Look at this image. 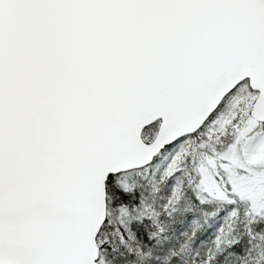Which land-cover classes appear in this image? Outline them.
I'll return each instance as SVG.
<instances>
[{"label":"snow or ice","instance_id":"1","mask_svg":"<svg viewBox=\"0 0 264 264\" xmlns=\"http://www.w3.org/2000/svg\"><path fill=\"white\" fill-rule=\"evenodd\" d=\"M0 264H264V0H0Z\"/></svg>","mask_w":264,"mask_h":264}]
</instances>
